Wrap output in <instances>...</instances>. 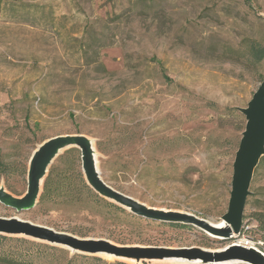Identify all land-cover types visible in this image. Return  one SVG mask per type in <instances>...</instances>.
<instances>
[{
    "label": "rangeland",
    "instance_id": "374dc122",
    "mask_svg": "<svg viewBox=\"0 0 264 264\" xmlns=\"http://www.w3.org/2000/svg\"><path fill=\"white\" fill-rule=\"evenodd\" d=\"M254 45L264 47V0H0V187L24 196L40 146L80 135L93 141L95 168L114 190L157 211L221 224L247 123L239 108L264 79ZM73 148L74 171L91 190L74 176L71 193L42 200L43 187L34 208L18 213L0 203V217L116 247L209 252L245 240L264 254L254 216L264 213V166L254 173L241 234L221 241L102 196L78 147L59 152L48 175L66 168ZM0 235L15 240L5 241L8 250L18 239L58 249L34 250V264H174ZM75 255L88 260L71 263Z\"/></svg>",
    "mask_w": 264,
    "mask_h": 264
},
{
    "label": "water",
    "instance_id": "95a60500",
    "mask_svg": "<svg viewBox=\"0 0 264 264\" xmlns=\"http://www.w3.org/2000/svg\"><path fill=\"white\" fill-rule=\"evenodd\" d=\"M247 108H239L247 121L245 130L242 132L235 161L232 177V190L228 212L222 217L223 227H218L212 221H204L196 216L186 213H175L169 211H157L147 209L139 201L130 198L107 185L100 177L95 168V153L90 152L87 142L80 135L58 136L44 143L40 160L30 172L28 190L23 198L9 195L4 188H0V203L15 209L18 213L26 212L37 205L40 197L39 184L42 178L48 175L49 168L56 155L66 148L78 147L81 150L83 168L93 186L102 196L119 202L131 212L153 218L165 220L172 223H184L192 225L201 231L221 241H232L241 234L243 230V218L245 207L250 197V189L253 176L264 158V80L248 102ZM41 147V146H40ZM93 156V158H92ZM46 169V171H44ZM44 178V179H45ZM43 191V190H42ZM209 231L215 232L216 236ZM0 234L22 235L32 237L36 240L47 242L56 246H63L72 253L80 252L95 255H114L120 258H150L155 260L191 259L198 260L197 264H226L227 262L244 261L251 264H264V255H260L254 249L243 244L232 246L224 251H204L202 249H159V248H124L116 247L106 241L84 240L72 237L64 233H58L46 227H39L31 223L22 222L17 219L0 217ZM193 263V264H194Z\"/></svg>",
    "mask_w": 264,
    "mask_h": 264
},
{
    "label": "trees",
    "instance_id": "16d2710c",
    "mask_svg": "<svg viewBox=\"0 0 264 264\" xmlns=\"http://www.w3.org/2000/svg\"><path fill=\"white\" fill-rule=\"evenodd\" d=\"M252 54L256 61L262 62V60L264 59V47L262 46L259 47L257 45L252 46ZM76 152H77V149L73 148L67 153H65V156L69 158L71 156V159L68 162V165L66 166V168H64L63 170H60L58 168L57 169L54 168L50 170V174L46 177L43 183L44 192L41 198L42 200L53 198V196H58L59 194L63 192L71 193L72 189L74 188V184L72 182V178L74 176H76L77 178H80L79 181L81 183V186L84 189L86 190L90 189L89 186H86L83 179H81L79 175L80 173H78V171L76 170L74 171L73 162L76 161L75 159L77 158V156H75ZM260 166H264V158L260 161L259 167ZM78 191H80V189ZM254 216L256 217V221L259 223L261 228L264 230V213L257 212L254 214ZM5 241H15V240H11L10 238L0 235V262L6 263V264H34V262H32V259H31L35 255L34 250H36L37 252H41L45 249L46 250H58L46 244L39 245V244H35L30 241L28 242L26 240H20V239L16 240L17 242L20 243L18 246H15V248L11 247L8 250V249L3 248V246L5 245ZM75 256L76 257L73 260H70L71 263H73V261H75L76 258L87 259L86 256L84 255H75ZM92 260L100 261V262L103 261L100 258H95V259L92 258ZM117 264H125V263L120 262Z\"/></svg>",
    "mask_w": 264,
    "mask_h": 264
},
{
    "label": "bare ground",
    "instance_id": "6f19581e",
    "mask_svg": "<svg viewBox=\"0 0 264 264\" xmlns=\"http://www.w3.org/2000/svg\"><path fill=\"white\" fill-rule=\"evenodd\" d=\"M82 138H83V140L85 141V142H87V145L89 146V150H90V152L92 153V152H94L95 153V150H94V145H93V141H91L90 139H88L87 137H83L82 136ZM43 147H44V144H42L41 145V147L33 154V156H32V160H31V162H30V166H29V170H28V181H29V179H30V172L32 171V169L36 166V164H37V162L40 160V158H41V155H42V151H43ZM92 158H93V156H92ZM44 171H46V169L44 170ZM44 178H45V176L42 178V180L40 181V184H39V193H38V195H40L41 193H42V190H43V182H44ZM1 188V187H0ZM7 192V191H6ZM8 193V192H7ZM9 194V193H8ZM24 196H22V197H19L20 199L21 198H23ZM136 200V199H135ZM137 201V200H136ZM138 202V201H137ZM140 203V202H139ZM141 204V203H140ZM142 205V204H141ZM145 206V205H144ZM147 209L149 208V209H152V208H150V207H147V206H145ZM134 208V206H132V207H130L129 209H133ZM10 219H17V220H20V221H22V222H26V221H23L22 219H20V218H17V217H14V218H10ZM26 223H31V222H26ZM31 224H33V223H31ZM214 224V223H213ZM33 225H35V224H33ZM36 226H38V225H36ZM215 226H218V227H223V224L221 223V224H215ZM39 227H41V226H39ZM211 234H213V235H215L216 236V233L215 232H212V231H209ZM244 241V242H243ZM243 241H238V243H234L233 244V246H238L239 244H243V245H245V246H247L248 248H250V249H254L255 251H257L260 255H264L262 252H260L261 250L260 249H258L255 245H254V243L253 242H245V240H243ZM232 246V244L231 245H228L227 247H225L224 249H226V248H228V247H231ZM224 249L223 250H221V251H224ZM104 257H107V258H109V259H116L117 258V256H114V255H109V254H104L103 255ZM130 259H132V260H134V259H139V258H137V257H134V258H130ZM170 262H172V263H174V264H193L194 262H197L198 260H196V259H194V260H191V259H185V258H179V259H172V260H169ZM226 264H251V263H248V262H244V261H236V262H227Z\"/></svg>",
    "mask_w": 264,
    "mask_h": 264
}]
</instances>
